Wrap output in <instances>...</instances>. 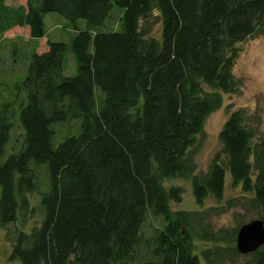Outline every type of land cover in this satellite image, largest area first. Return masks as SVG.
Segmentation results:
<instances>
[{"label":"trees","instance_id":"16d2710c","mask_svg":"<svg viewBox=\"0 0 264 264\" xmlns=\"http://www.w3.org/2000/svg\"><path fill=\"white\" fill-rule=\"evenodd\" d=\"M7 1L0 0V41L15 28L44 39L50 13L74 30L69 43L48 40L46 51H33L26 76L0 89L8 261L264 264V246L249 255L236 248L238 229L253 220L231 230L214 223L235 209L264 222V137L247 111L230 114L221 151L207 173L196 174L208 117L223 94L239 90L238 45L264 35V0ZM114 6L123 10L119 29L108 30ZM72 121L76 130L56 145V128ZM16 127L20 144L5 158ZM173 179L191 180L197 210L171 209L183 195L163 186ZM228 186L236 196L227 198ZM33 195L41 196L40 223L11 235L7 226L35 211ZM149 216L163 224L148 236ZM197 243L207 245L200 255Z\"/></svg>","mask_w":264,"mask_h":264},{"label":"rangeland","instance_id":"374dc122","mask_svg":"<svg viewBox=\"0 0 264 264\" xmlns=\"http://www.w3.org/2000/svg\"><path fill=\"white\" fill-rule=\"evenodd\" d=\"M27 0H9L11 6H24ZM123 10L117 6L113 7L110 17L106 23L108 30L119 29V18ZM45 30L47 36L40 40H31L28 28H15L2 37L0 41V89L5 91L6 86L11 85L14 81L22 79L27 74L30 54L33 51L42 53L47 49L48 40L55 42L69 43L74 35V30L71 25L61 16L50 13L44 18ZM80 27H85L84 21H79ZM240 56L234 68V77L239 83V90L236 94H223V106L218 111L211 114L204 127V135L202 137V147L196 161L198 165L197 175L207 173L212 164L214 157L221 151L219 134L222 131L225 122L231 113L237 110H245L253 117L252 125L256 128L258 138L264 137V35L250 38L238 45ZM68 67L70 75L75 74L74 61L69 58ZM74 68V69H73ZM100 93V89H97ZM256 120V121H255ZM77 125L74 121L71 123L58 126L57 137L55 144L60 143L67 135L74 133ZM22 129L16 127L13 131L12 141L7 147L8 157L9 152L17 149L19 140L21 139ZM42 180H45V172H41ZM44 178V179H43ZM228 180L230 177L228 176ZM47 183V181H46ZM41 185L42 192L48 190V183ZM163 186L166 190L173 187H178L183 190L182 199L180 202H170L172 210L194 211L198 207L196 205L193 194L192 182L190 179H173L163 180ZM237 192L232 191L231 187L227 188V198L236 196ZM33 213H28L27 218L20 217L15 224L7 226L8 231L13 235L17 230L29 232L34 226L38 225L42 219V213L39 207L41 199L40 195L31 197ZM214 205V202H208L207 206ZM258 219V216L253 213H246L240 209H235L228 214L216 218L214 220L216 228L233 229L239 222H248ZM163 224L161 218L149 216L144 232L146 235H151L153 229L160 228ZM207 245L197 243L196 253L200 255V249ZM11 252V243L6 239V230L0 229V264H20L18 262H9L8 258ZM246 258H242L238 264H242ZM127 264H139L138 261Z\"/></svg>","mask_w":264,"mask_h":264},{"label":"water","instance_id":"95a60500","mask_svg":"<svg viewBox=\"0 0 264 264\" xmlns=\"http://www.w3.org/2000/svg\"><path fill=\"white\" fill-rule=\"evenodd\" d=\"M264 246V222L253 220L242 225L236 235V248L240 255H249Z\"/></svg>","mask_w":264,"mask_h":264},{"label":"crops","instance_id":"0c3cea01","mask_svg":"<svg viewBox=\"0 0 264 264\" xmlns=\"http://www.w3.org/2000/svg\"><path fill=\"white\" fill-rule=\"evenodd\" d=\"M9 1V0H8ZM8 1H7V3H8Z\"/></svg>","mask_w":264,"mask_h":264}]
</instances>
